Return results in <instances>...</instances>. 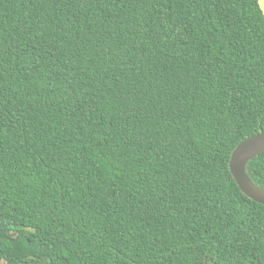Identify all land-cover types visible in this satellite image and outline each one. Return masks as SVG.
Segmentation results:
<instances>
[{"label": "trees", "instance_id": "trees-1", "mask_svg": "<svg viewBox=\"0 0 264 264\" xmlns=\"http://www.w3.org/2000/svg\"><path fill=\"white\" fill-rule=\"evenodd\" d=\"M263 131L258 0H0V264H264Z\"/></svg>", "mask_w": 264, "mask_h": 264}, {"label": "water", "instance_id": "water-1", "mask_svg": "<svg viewBox=\"0 0 264 264\" xmlns=\"http://www.w3.org/2000/svg\"><path fill=\"white\" fill-rule=\"evenodd\" d=\"M258 4L264 16V0H258ZM261 153H264V131L246 139L234 149L229 168L241 192L264 205V188L258 186L247 172L248 164Z\"/></svg>", "mask_w": 264, "mask_h": 264}]
</instances>
